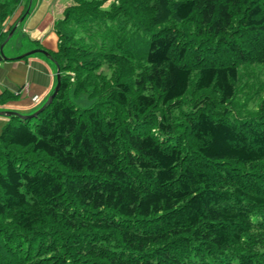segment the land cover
<instances>
[{
  "label": "trees",
  "instance_id": "1",
  "mask_svg": "<svg viewBox=\"0 0 264 264\" xmlns=\"http://www.w3.org/2000/svg\"><path fill=\"white\" fill-rule=\"evenodd\" d=\"M55 27L58 93L0 132V264H264V0H72Z\"/></svg>",
  "mask_w": 264,
  "mask_h": 264
},
{
  "label": "crops",
  "instance_id": "2",
  "mask_svg": "<svg viewBox=\"0 0 264 264\" xmlns=\"http://www.w3.org/2000/svg\"><path fill=\"white\" fill-rule=\"evenodd\" d=\"M72 0H21L14 11L0 20V111L32 114L45 104L57 83V65L52 55L36 52L19 57L25 51L58 49L55 23ZM8 117L0 115V132Z\"/></svg>",
  "mask_w": 264,
  "mask_h": 264
},
{
  "label": "water",
  "instance_id": "3",
  "mask_svg": "<svg viewBox=\"0 0 264 264\" xmlns=\"http://www.w3.org/2000/svg\"><path fill=\"white\" fill-rule=\"evenodd\" d=\"M14 30H15V28L12 29L11 32L9 33L6 42L10 39V37L12 36ZM6 42H3L1 44V46H0V53L2 55H4V53H3V47H4V45H5ZM36 52H41V53H43L45 55H50L47 50H44V49H41V48H36V49H32V50H30V51H28V52L20 55L19 57L27 56V55H30V54H33V53H36ZM55 64L57 65V72H56L57 83H56V86H55L52 94L49 96L48 100L45 102V104L43 106H41L38 110H36L32 114H21L19 112L5 110V111H0V115H5L7 117H9L11 115H18L21 118H30V117L35 116L40 110H42L47 104H49L53 100V98L56 96V94L58 93L59 88H60V69H59V66H58V64H57L56 61H55Z\"/></svg>",
  "mask_w": 264,
  "mask_h": 264
},
{
  "label": "rangeland",
  "instance_id": "4",
  "mask_svg": "<svg viewBox=\"0 0 264 264\" xmlns=\"http://www.w3.org/2000/svg\"><path fill=\"white\" fill-rule=\"evenodd\" d=\"M61 17H62V14H61ZM8 48H9V44H6L5 50H7ZM26 52L27 51H25L24 53ZM68 96H69L70 101L75 103L80 108H85L87 106L92 105L96 99V97L94 96H89V94L85 91L75 92L73 88L69 89Z\"/></svg>",
  "mask_w": 264,
  "mask_h": 264
}]
</instances>
